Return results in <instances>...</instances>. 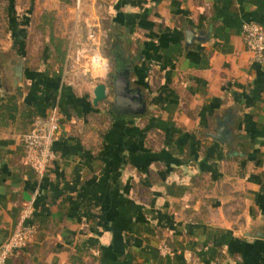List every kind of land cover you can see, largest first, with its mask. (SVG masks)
I'll list each match as a JSON object with an SVG mask.
<instances>
[{
    "label": "crops",
    "instance_id": "0c3cea01",
    "mask_svg": "<svg viewBox=\"0 0 264 264\" xmlns=\"http://www.w3.org/2000/svg\"><path fill=\"white\" fill-rule=\"evenodd\" d=\"M28 1L0 0V248L32 199L39 232L6 264H264V63L243 37L246 22L264 27V0H85L40 62L41 0ZM79 29L113 35V80L129 71L144 116L94 105L108 79L65 75ZM54 108L56 159L40 180L21 136Z\"/></svg>",
    "mask_w": 264,
    "mask_h": 264
},
{
    "label": "built area",
    "instance_id": "2783aa9c",
    "mask_svg": "<svg viewBox=\"0 0 264 264\" xmlns=\"http://www.w3.org/2000/svg\"><path fill=\"white\" fill-rule=\"evenodd\" d=\"M85 0H75L76 10L80 13ZM244 43L253 54L254 60L264 63V27L255 22H246L243 25ZM89 41L92 42L90 45ZM99 45V46H98ZM65 75L74 84L81 77H90L92 80L107 78L110 70L108 59L102 54L100 44L95 40L94 31L88 32L87 38L73 41L68 49L65 61ZM61 130L60 115L54 108L46 116H38L28 132L21 136L25 149V161L43 179L56 159L53 146ZM35 200L26 202L20 212L19 223L12 236L0 248V264L26 248L39 232L34 222ZM162 252L172 255L171 249L161 245Z\"/></svg>",
    "mask_w": 264,
    "mask_h": 264
},
{
    "label": "rangeland",
    "instance_id": "374dc122",
    "mask_svg": "<svg viewBox=\"0 0 264 264\" xmlns=\"http://www.w3.org/2000/svg\"><path fill=\"white\" fill-rule=\"evenodd\" d=\"M28 3H29L28 0H22V3H21V4H23L22 9H21L22 12H25L27 9L30 8ZM7 4H6V6L0 4V15L5 13L3 8L6 9L8 6ZM53 5L56 8V5L55 4H53ZM74 5H75V2L73 3L72 0H68L67 5L65 4V6H63V8L59 7L58 10L54 9L52 11H48L46 8H49V6L45 8L44 7L45 6L44 1L41 0V5H39L38 8H36V6H34V10H36L38 12V17H40V20L34 21L33 26H32L35 29H34V35L31 37V45H32V47L35 48L36 52H34V54H31L32 55L31 59L33 58L35 61L40 62L42 59H44L43 56L45 57V55L48 56L49 59L51 58L50 54H46V53L44 54V50L48 46L52 47V38H57V39L65 38V35L62 34V31H68V30H70L71 27H73V24H75L74 19L70 21V25H69V23H67L68 21H61V19H62L61 17L62 16H64V17L65 16L66 17L72 16L73 12H71V9H72V7H74ZM58 12H60V13H58ZM56 13H58V16H59L57 18H56ZM0 23L3 27H5V25H6L5 20H0ZM104 27H107L105 23H104ZM78 33H80L81 35L79 36V34H77L76 37H77V40L80 41V38L83 36L82 29H79ZM65 34H67V32ZM95 40L98 42V44H100L101 49L106 44L105 45V48H106L105 53L108 56L111 55L110 54L112 52V50H111L112 45L111 44L113 43V40H115V38H113V35H111V41L110 42H108L107 39L105 38L104 32L98 33L95 36ZM82 41H84V40H82ZM89 43H90V45H92L91 41H89ZM112 55H111L112 60H110L109 74H108L107 78H105V79H108L106 82L110 88V95L106 101L101 103L102 105L104 103H107L108 109H111L113 104H114L112 102L113 101L115 102L114 84H113V82H114V80H113V75H114L113 65L115 64L116 60L113 58ZM27 59H29L28 56H27ZM160 250H161V246H160ZM171 252H172V250H171ZM169 256H171V255H169Z\"/></svg>",
    "mask_w": 264,
    "mask_h": 264
},
{
    "label": "water",
    "instance_id": "95a60500",
    "mask_svg": "<svg viewBox=\"0 0 264 264\" xmlns=\"http://www.w3.org/2000/svg\"><path fill=\"white\" fill-rule=\"evenodd\" d=\"M18 79L21 78V68L18 71ZM109 86L105 83L98 84L94 89L95 106L106 101L109 98ZM115 102L113 104V112L118 116H144L147 112V105L143 95L139 90H133L130 87L129 71L125 70L117 74L114 81ZM220 129L217 134H213V138L219 142H224L226 136L229 135L227 121L220 122Z\"/></svg>",
    "mask_w": 264,
    "mask_h": 264
},
{
    "label": "trees",
    "instance_id": "16d2710c",
    "mask_svg": "<svg viewBox=\"0 0 264 264\" xmlns=\"http://www.w3.org/2000/svg\"><path fill=\"white\" fill-rule=\"evenodd\" d=\"M67 1H68V0H67ZM57 44H58V45H57V46H58L57 48L59 49V47L63 45V41L59 40V41L57 42ZM60 55H61V60H60V61L64 63V59H65V56H64V55H65V53L62 55V52H61ZM13 98H14V97H11V99H13ZM11 109H13V108H10V110H11ZM11 111H12V110H11ZM34 120H35V119H34Z\"/></svg>",
    "mask_w": 264,
    "mask_h": 264
}]
</instances>
